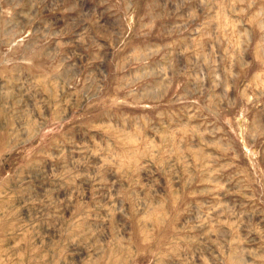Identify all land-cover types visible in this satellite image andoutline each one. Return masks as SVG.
Returning <instances> with one entry per match:
<instances>
[{
    "label": "rangeland",
    "instance_id": "rangeland-1",
    "mask_svg": "<svg viewBox=\"0 0 264 264\" xmlns=\"http://www.w3.org/2000/svg\"><path fill=\"white\" fill-rule=\"evenodd\" d=\"M0 264H264V0H0Z\"/></svg>",
    "mask_w": 264,
    "mask_h": 264
}]
</instances>
